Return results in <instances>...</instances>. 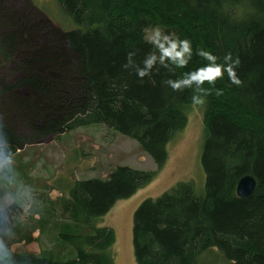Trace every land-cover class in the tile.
Masks as SVG:
<instances>
[{"label":"trees","instance_id":"16d2710c","mask_svg":"<svg viewBox=\"0 0 264 264\" xmlns=\"http://www.w3.org/2000/svg\"><path fill=\"white\" fill-rule=\"evenodd\" d=\"M54 1L71 24L62 33L24 16L13 25L0 0V69L9 75L0 79V127L8 137L0 156L9 159L39 137L96 125L135 141L156 170L118 165L104 179L58 182L54 200L49 189L3 205L9 248L32 241L42 247L38 255L10 249L16 264H113L114 232L98 223L165 165L194 90L173 92L164 81L204 63L194 54L186 69L160 68L142 80L124 69L130 50L142 61L150 49L146 32L156 25L189 39L194 50L231 52L240 60L241 84L218 80L223 94L209 95L202 108L203 191L178 182L134 211L135 264H264V0ZM22 25L32 28L31 39L20 34ZM41 33L46 39L38 44ZM244 176L255 188L239 198Z\"/></svg>","mask_w":264,"mask_h":264},{"label":"rangeland","instance_id":"374dc122","mask_svg":"<svg viewBox=\"0 0 264 264\" xmlns=\"http://www.w3.org/2000/svg\"><path fill=\"white\" fill-rule=\"evenodd\" d=\"M1 1L6 21L8 19L14 22L13 25L18 24L15 18L24 16L29 17L31 21H42L43 25L47 24L60 33L71 28L70 22L61 14L54 0ZM26 25L18 26V29L24 38L31 39L29 32L32 28L27 29ZM45 37L46 35L41 33L36 38L37 43L39 44L40 38L46 39ZM17 68L19 63L16 64L15 69ZM16 71L19 72L18 69ZM4 76L9 75L4 69H0V79ZM186 115V126L167 145L168 159L154 180L132 197L116 202L98 223L99 227L111 228L114 232L115 240L110 250L113 264H135L132 216L144 200L156 199L178 182L190 181L197 193L203 191L204 173L200 165L203 139L202 108L197 109L191 105L186 109ZM30 128L19 126L18 130L21 133H30ZM0 160L4 161L0 174L5 177L3 182H0V208L17 198L26 199L29 197L26 193L30 192L33 196L48 193L49 189V198L54 200L61 195L56 189L58 182L104 179L118 165L156 170L152 160L135 141L96 125L78 128L64 135L36 138L11 158L5 160L0 156ZM9 168L12 169L11 173ZM37 235L38 232H35L33 239L37 238ZM10 249L14 252L38 255L42 247L37 241H32L12 244ZM211 260L212 258L209 261ZM216 260L221 262L220 258Z\"/></svg>","mask_w":264,"mask_h":264},{"label":"clouds","instance_id":"9594fccd","mask_svg":"<svg viewBox=\"0 0 264 264\" xmlns=\"http://www.w3.org/2000/svg\"><path fill=\"white\" fill-rule=\"evenodd\" d=\"M146 42L150 45V49L145 53L142 61L137 64L134 60L136 52L130 50L125 56V63L122 67L134 70L137 78L142 80L160 68L173 74L177 69H186L195 54L204 63L192 70L181 71L178 77L168 78L164 83L173 92L193 89L191 104L197 109L206 106L209 95L220 96L223 94V89L215 86L218 80L226 77L230 85L239 86L241 84L237 75L240 60L238 57H234L231 52H225L222 57H218L212 51L204 48L194 50L189 39L180 38L175 32L166 31L159 25L148 30ZM205 82H207L208 88L203 87ZM7 142L8 137L0 127V148H3ZM3 165L4 161L0 160V170L3 169ZM9 172H12L11 168H9ZM2 179L4 177L0 176V180ZM26 195L30 197L31 193H26ZM6 234L7 238H11L10 230L0 227V264H16L14 255L5 242Z\"/></svg>","mask_w":264,"mask_h":264},{"label":"water","instance_id":"95a60500","mask_svg":"<svg viewBox=\"0 0 264 264\" xmlns=\"http://www.w3.org/2000/svg\"><path fill=\"white\" fill-rule=\"evenodd\" d=\"M255 188V181L250 176H244L239 179L236 184V195L239 198H247L250 196Z\"/></svg>","mask_w":264,"mask_h":264}]
</instances>
